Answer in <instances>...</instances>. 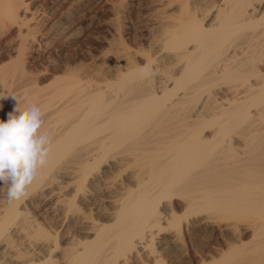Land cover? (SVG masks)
Here are the masks:
<instances>
[{
	"label": "bare ground",
	"instance_id": "bare-ground-1",
	"mask_svg": "<svg viewBox=\"0 0 264 264\" xmlns=\"http://www.w3.org/2000/svg\"><path fill=\"white\" fill-rule=\"evenodd\" d=\"M154 1L147 48L47 82L37 11L0 0V120L35 104L51 138L0 193V264H264V0Z\"/></svg>",
	"mask_w": 264,
	"mask_h": 264
},
{
	"label": "rangeland",
	"instance_id": "rangeland-1",
	"mask_svg": "<svg viewBox=\"0 0 264 264\" xmlns=\"http://www.w3.org/2000/svg\"><path fill=\"white\" fill-rule=\"evenodd\" d=\"M157 8L158 3L154 0H30V11L35 12L36 10L35 20L38 21L39 18L36 27H39L40 30L36 29L37 33L35 32V34H38V39L43 36L41 39L44 45L38 47L43 49L38 50L37 48L34 50L36 54L32 52L30 55L29 61L31 59L33 61H31L32 63L28 62V64L31 66L29 67L30 70L34 72H30L28 69L27 75L34 76L37 72V75L39 73L40 76L43 71L42 74L45 72L46 75L45 81L48 78V82L54 79L56 75H66L68 74L66 72H71L72 69L76 71L79 67V72L88 69L87 71L91 76H106L107 65L113 60L121 59L122 53L125 52L124 49L127 52L130 47L132 50H134L132 47L135 49L148 47V40L153 36L151 33L153 32L152 26L158 19L156 18ZM32 14L33 12H30V16ZM33 16L35 15L33 14ZM45 42L49 46L46 44L45 47ZM122 42H124L123 50ZM125 45H128V48ZM121 50L124 52L121 53ZM132 50H128V52H132ZM13 51H11V55L15 56V51L14 54ZM69 67L70 70L68 71L67 68ZM222 227L218 228L217 226L215 228V234L210 240L214 245L219 244L222 240H232L230 233ZM224 234L227 236L223 237ZM248 235V233L244 234L246 239L244 237L243 239L247 240ZM219 240L221 241L219 242ZM197 248L202 247L197 245Z\"/></svg>",
	"mask_w": 264,
	"mask_h": 264
},
{
	"label": "clouds",
	"instance_id": "clouds-1",
	"mask_svg": "<svg viewBox=\"0 0 264 264\" xmlns=\"http://www.w3.org/2000/svg\"><path fill=\"white\" fill-rule=\"evenodd\" d=\"M7 96L0 94V99ZM43 125L41 108L35 104L22 108L19 101L7 114V120H0V193L6 195L9 203L27 196L48 162L51 138L42 131Z\"/></svg>",
	"mask_w": 264,
	"mask_h": 264
}]
</instances>
